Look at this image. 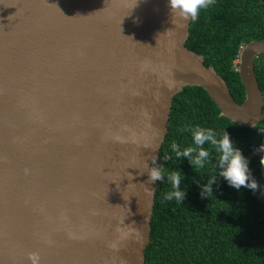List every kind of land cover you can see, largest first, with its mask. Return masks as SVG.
Wrapping results in <instances>:
<instances>
[{
	"label": "water",
	"instance_id": "95a60500",
	"mask_svg": "<svg viewBox=\"0 0 264 264\" xmlns=\"http://www.w3.org/2000/svg\"><path fill=\"white\" fill-rule=\"evenodd\" d=\"M191 22L168 0H0V264H145L175 95L264 122V39L239 53L238 103L187 48ZM263 152L246 159L264 189Z\"/></svg>",
	"mask_w": 264,
	"mask_h": 264
},
{
	"label": "trees",
	"instance_id": "16d2710c",
	"mask_svg": "<svg viewBox=\"0 0 264 264\" xmlns=\"http://www.w3.org/2000/svg\"><path fill=\"white\" fill-rule=\"evenodd\" d=\"M263 39L264 0H213L192 20L186 46L202 55L204 64L215 68L235 100L243 103L246 93L236 62L243 46ZM255 72L264 95V55L255 60ZM185 124L212 127L221 136L227 131L245 157L264 143L259 129L264 122L253 128L238 125L222 115L204 88L185 87L175 95L159 156L164 174L157 180L145 264H264V189L258 184L254 190L232 187L219 175L218 153L212 145H205L209 158L203 168L197 169L188 157H177L173 142L179 149L195 148L191 132L182 129ZM261 156L264 152L251 160L250 168L264 180ZM171 171L182 174L179 188L185 196L180 201L163 199L172 190ZM213 176L207 193L205 185Z\"/></svg>",
	"mask_w": 264,
	"mask_h": 264
},
{
	"label": "clouds",
	"instance_id": "9594fccd",
	"mask_svg": "<svg viewBox=\"0 0 264 264\" xmlns=\"http://www.w3.org/2000/svg\"><path fill=\"white\" fill-rule=\"evenodd\" d=\"M212 3L213 0H168L169 7L174 15L182 19L191 18L193 21L197 19L201 9L208 8ZM236 63L238 70L239 57ZM174 83H169V87H172ZM182 129L191 132L192 144L195 145V148L190 146L179 149L176 143L173 142L171 148L177 157H188L190 158V163L195 165L197 169L203 168L209 158V151L205 145H212L218 153L219 175L223 176L232 187L237 189L241 188V186L253 190L257 188V183L250 177L246 157L231 141L227 131H223L221 136L212 127H204L200 124L191 126L185 124L182 126ZM259 129L261 132H264V127H260ZM260 149L264 151V144L260 145ZM193 152H195V155H193ZM260 163L264 165V156H261ZM163 174L161 168L152 167L148 170V176L151 181L160 180ZM181 179L182 174L179 171H171L168 173V180L172 190L164 194V200L171 201L175 199L180 201L183 199L185 192L179 188ZM214 181V176L208 180L204 188L205 192L211 193V185Z\"/></svg>",
	"mask_w": 264,
	"mask_h": 264
}]
</instances>
